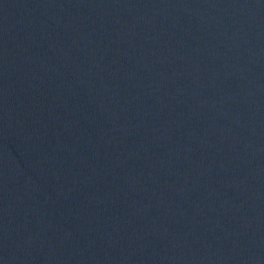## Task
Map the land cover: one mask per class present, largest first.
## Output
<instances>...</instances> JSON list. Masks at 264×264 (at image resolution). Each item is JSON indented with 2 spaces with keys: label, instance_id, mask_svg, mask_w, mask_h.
I'll return each mask as SVG.
<instances>
[{
  "label": "water",
  "instance_id": "95a60500",
  "mask_svg": "<svg viewBox=\"0 0 264 264\" xmlns=\"http://www.w3.org/2000/svg\"><path fill=\"white\" fill-rule=\"evenodd\" d=\"M0 264H264V0H0Z\"/></svg>",
  "mask_w": 264,
  "mask_h": 264
}]
</instances>
